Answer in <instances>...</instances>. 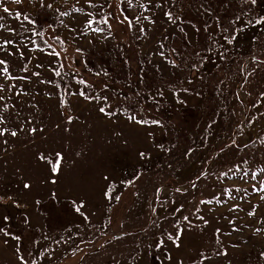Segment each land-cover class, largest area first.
<instances>
[{"label": "rangeland", "instance_id": "obj_1", "mask_svg": "<svg viewBox=\"0 0 264 264\" xmlns=\"http://www.w3.org/2000/svg\"><path fill=\"white\" fill-rule=\"evenodd\" d=\"M0 25V264H264V0H0Z\"/></svg>", "mask_w": 264, "mask_h": 264}, {"label": "snow or ice", "instance_id": "obj_2", "mask_svg": "<svg viewBox=\"0 0 264 264\" xmlns=\"http://www.w3.org/2000/svg\"><path fill=\"white\" fill-rule=\"evenodd\" d=\"M21 2V0H15V3H17V4H19ZM246 2H248V0H246ZM250 2L252 3V4H255L256 3V0H250ZM129 3H131V0H129ZM48 7H51V5H48ZM3 11L4 12H9V9L8 8H4L3 9ZM19 13H17V18H19ZM25 19H27V17H25ZM106 22V21H105ZM260 21H257V23H259ZM0 27H2V25H0ZM9 43H10V41H9ZM5 64V61L4 60H0V65H4ZM2 71L4 72V73H7L8 72V69H7V67H4L3 69H2ZM100 111L101 112H104V109L103 108H101L100 109ZM32 131L34 132L35 131V129H32ZM0 135H4V132L3 131H0ZM11 135L12 136H16L17 135V133L15 132V131H13V132H11ZM144 154L143 153H141V156H143ZM57 156H59V154H57ZM41 159H45V157H43V156H41L40 157ZM58 168H59V165L58 164H54L53 165V167H52V171L55 173L56 171H58ZM24 187L25 188H28V187H30V185H28V184H25L24 185ZM262 190H264V189H262ZM77 211H79V208H77ZM250 215H251V213H250ZM5 219H7V217H5ZM185 219H187V218H185ZM0 231H3V229H0ZM5 235H8L7 233H5ZM15 239H19V237H14ZM21 261H22V264H27V262L26 261H23V258L21 257Z\"/></svg>", "mask_w": 264, "mask_h": 264}, {"label": "built area", "instance_id": "obj_3", "mask_svg": "<svg viewBox=\"0 0 264 264\" xmlns=\"http://www.w3.org/2000/svg\"><path fill=\"white\" fill-rule=\"evenodd\" d=\"M8 201L10 202V199H9V200H7V202H8ZM9 202H8V203H9ZM19 203L21 204V202H19ZM15 204H16L17 206H19V205H20V204H18L17 202H16Z\"/></svg>", "mask_w": 264, "mask_h": 264}]
</instances>
